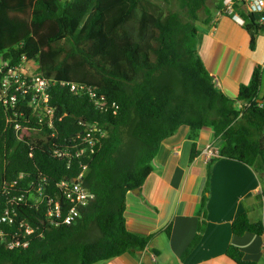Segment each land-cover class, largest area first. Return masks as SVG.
I'll return each mask as SVG.
<instances>
[{"label":"trees","instance_id":"16d2710c","mask_svg":"<svg viewBox=\"0 0 264 264\" xmlns=\"http://www.w3.org/2000/svg\"><path fill=\"white\" fill-rule=\"evenodd\" d=\"M223 2L0 0V71L2 64L16 67L24 58L37 64L36 74L56 82L50 96L62 118L55 124L60 140L80 133L86 127L82 123L98 124L105 133L83 181L95 197L80 218L70 226L44 229L41 238H30L26 249H9L0 240V264H97L124 254L156 260L158 251L147 249L152 237L127 231L125 199L128 192L142 187L161 142L181 126L212 131L218 156L210 159L208 174L218 159L237 160L254 170L264 192L262 70L256 67L249 83L240 86L236 99H230L217 88L197 53L199 26H208L211 13L221 11ZM234 2L253 49L264 24L246 11L242 1ZM60 82L92 89L108 104H115L116 113L100 112L87 93L72 92ZM245 103L249 107L237 109ZM5 120L0 105V187L20 174L45 175L50 185L76 176L75 165L67 168L52 155L54 138L38 143L30 158L28 146L15 139ZM26 183L24 179L20 186ZM204 203L185 253L200 240ZM3 207L2 197L0 213ZM28 213L34 215L33 210ZM11 229L0 224V231ZM231 232L239 237L260 236L264 219L252 222L240 214ZM165 233L170 235V227ZM225 255L234 264H255L232 245Z\"/></svg>","mask_w":264,"mask_h":264},{"label":"crops","instance_id":"0c3cea01","mask_svg":"<svg viewBox=\"0 0 264 264\" xmlns=\"http://www.w3.org/2000/svg\"><path fill=\"white\" fill-rule=\"evenodd\" d=\"M196 48L217 88L230 99H236L240 86L247 85L253 70L260 67L259 103L264 105V32L251 49L242 24L213 11L210 24L199 26ZM213 144L218 148L210 129L181 126L161 142L142 187L126 194L125 227L136 236L152 237L147 249L159 253L156 260L151 256L154 264H234L225 255L230 245L242 251L245 260L264 264V234L239 237L231 232L240 214L252 222L264 219L263 184L252 168L233 159L216 160L208 174L210 160L202 150ZM203 200L200 240L185 253L195 237ZM145 256L124 254L97 264H141Z\"/></svg>","mask_w":264,"mask_h":264},{"label":"built area","instance_id":"2783aa9c","mask_svg":"<svg viewBox=\"0 0 264 264\" xmlns=\"http://www.w3.org/2000/svg\"><path fill=\"white\" fill-rule=\"evenodd\" d=\"M240 1L248 13L261 14L259 21L264 24V0ZM234 4V0H224L219 14L243 24L234 10ZM5 67V64L1 65L4 70L0 71V105L6 114V127L12 128L17 141L28 146L30 158H33V150L38 143L45 142L49 137L56 140L52 155L64 161L67 168L76 166L75 177H62L52 185L47 176L39 173L20 174L11 184L1 185L0 198H4V207L0 213V224L12 229L10 232L0 231V240L7 248L19 250L29 246L31 237L41 238L46 228L70 226L94 200V194L84 187L83 181L105 133L98 124L82 123L86 127L80 133L60 140L55 124L62 118L57 116L50 96V89L56 82L36 74L37 64L24 58L22 64L16 67ZM59 85L69 87L75 93H87L100 112L111 109L112 114L116 113L115 104H108L104 97L84 85L67 82H60ZM236 107L243 110L249 104H238ZM202 155L209 161L218 156V148L214 144L208 145L202 150ZM24 179L27 183L20 186V181ZM260 203L264 213L263 191L260 192ZM29 210H33L34 215L29 214Z\"/></svg>","mask_w":264,"mask_h":264},{"label":"water","instance_id":"95a60500","mask_svg":"<svg viewBox=\"0 0 264 264\" xmlns=\"http://www.w3.org/2000/svg\"><path fill=\"white\" fill-rule=\"evenodd\" d=\"M255 17H256V19H259L261 17V14H259V13L255 14ZM134 191H137V190H134ZM142 264H154V263L152 262L151 256L146 255L142 261Z\"/></svg>","mask_w":264,"mask_h":264},{"label":"rangeland","instance_id":"374dc122","mask_svg":"<svg viewBox=\"0 0 264 264\" xmlns=\"http://www.w3.org/2000/svg\"><path fill=\"white\" fill-rule=\"evenodd\" d=\"M208 5H209V3H208ZM176 9H177V8L175 7L174 10H176ZM29 66H30V65H29Z\"/></svg>","mask_w":264,"mask_h":264}]
</instances>
